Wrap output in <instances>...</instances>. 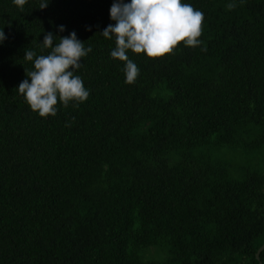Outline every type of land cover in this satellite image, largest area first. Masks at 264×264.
I'll use <instances>...</instances> for the list:
<instances>
[{"label": "trees", "instance_id": "trees-1", "mask_svg": "<svg viewBox=\"0 0 264 264\" xmlns=\"http://www.w3.org/2000/svg\"><path fill=\"white\" fill-rule=\"evenodd\" d=\"M41 2L0 0V264H264V0H183L201 44L129 51L131 84L113 0ZM73 31L90 94L42 118L24 52Z\"/></svg>", "mask_w": 264, "mask_h": 264}, {"label": "clouds", "instance_id": "clouds-1", "mask_svg": "<svg viewBox=\"0 0 264 264\" xmlns=\"http://www.w3.org/2000/svg\"><path fill=\"white\" fill-rule=\"evenodd\" d=\"M26 2L13 0L21 10ZM47 5L48 0H42L39 9ZM234 7V3L227 5L229 10ZM109 16L115 23L109 24L100 34L105 39L114 38L115 47L110 56L124 62L125 82L129 84L139 75V68L127 55L129 51L156 59L173 54L181 43L186 47L201 44L204 13L183 0H130L127 3L113 0ZM59 31L63 32L64 26H59ZM5 39L0 29V43ZM54 39L57 41L51 32L44 34L42 46L50 49L48 54L24 52V59L31 61L33 68L25 72L27 79L17 88L29 108L42 118L55 116L58 104L67 107L70 102L83 103L90 94L81 77L74 72L80 68L81 59L92 51L91 46L85 47L74 31L59 37L55 46Z\"/></svg>", "mask_w": 264, "mask_h": 264}, {"label": "water", "instance_id": "water-1", "mask_svg": "<svg viewBox=\"0 0 264 264\" xmlns=\"http://www.w3.org/2000/svg\"><path fill=\"white\" fill-rule=\"evenodd\" d=\"M263 249H264V244L259 248V250L256 253L257 259H258V255L262 252Z\"/></svg>", "mask_w": 264, "mask_h": 264}]
</instances>
